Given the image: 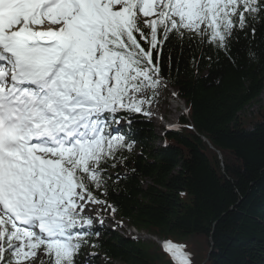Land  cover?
<instances>
[{"label": "snow or ice", "instance_id": "6c2138e0", "mask_svg": "<svg viewBox=\"0 0 264 264\" xmlns=\"http://www.w3.org/2000/svg\"><path fill=\"white\" fill-rule=\"evenodd\" d=\"M257 25L264 0H0V264H91L85 210L117 211L135 143L112 125L152 103L175 49L227 54ZM186 247L164 245L192 264Z\"/></svg>", "mask_w": 264, "mask_h": 264}, {"label": "trees", "instance_id": "16d2710c", "mask_svg": "<svg viewBox=\"0 0 264 264\" xmlns=\"http://www.w3.org/2000/svg\"><path fill=\"white\" fill-rule=\"evenodd\" d=\"M256 28L227 54L210 45L172 52L161 70L187 113L164 132V147L139 113L126 114L130 125L123 121L135 143L131 153L123 149L127 174L113 170L124 178L106 199L123 222L186 245L192 264H264V106L244 115L264 93V25ZM94 229L100 235L82 246L81 261L95 252L91 264H175L153 243Z\"/></svg>", "mask_w": 264, "mask_h": 264}, {"label": "rangeland", "instance_id": "374dc122", "mask_svg": "<svg viewBox=\"0 0 264 264\" xmlns=\"http://www.w3.org/2000/svg\"><path fill=\"white\" fill-rule=\"evenodd\" d=\"M163 85H164V83H162L161 88H159L157 90V95L153 99L152 103L150 105L149 104H145L143 106V109H142L141 112L143 113L144 111H146L147 113H151V114H157L158 113V116H159V123L158 124L163 123V120L161 118L162 117V113L166 114L167 119H171L172 121H175V120L179 121V119L181 117V114H182V111L180 109H178V107L182 106V103L180 104V102H178L176 97L172 95L173 91L176 93L177 90L171 88L172 91H170L168 89V86L164 87ZM262 106H264V93L261 96L260 104H255L254 106H251L250 108H248L244 115L247 118H253L254 116H256L259 113V109ZM122 126H123V124L120 123L116 127L122 129ZM108 130L110 131L111 129H108ZM158 134L161 135L160 132H158ZM105 209L106 208L103 207V205H101V204H92V205H89L88 208H86L84 214L87 215V216H90L92 219L94 218L93 219V225H100V221L103 220V226L108 228V229H112L111 228L112 224L115 221H118V219L116 218L115 215H113L112 213H110L108 210H105ZM106 219H108L109 221H105ZM124 230H122L120 232L122 236H123V231ZM151 235L152 234H149V235L146 234V237H145L144 240L145 241H147V240L148 241H153V242L156 241L155 242L156 244L161 243L159 240L152 239L154 237H151ZM147 237H150V239H146ZM98 259H99V262H103L104 261L103 258L99 257Z\"/></svg>", "mask_w": 264, "mask_h": 264}, {"label": "bare ground", "instance_id": "6f19581e", "mask_svg": "<svg viewBox=\"0 0 264 264\" xmlns=\"http://www.w3.org/2000/svg\"><path fill=\"white\" fill-rule=\"evenodd\" d=\"M174 98V97H173ZM175 100V99H174ZM156 112V111H155ZM146 232L143 231H139L138 229H134V228H125V230L123 231V236L124 237H130L132 239L135 240H144L146 237ZM149 235V234H147ZM146 239H150V237H147ZM154 240H158L157 238H152ZM145 241V240H144ZM148 241V240H147ZM156 242V241H155ZM161 242V241H160ZM161 243H159V245H161Z\"/></svg>", "mask_w": 264, "mask_h": 264}]
</instances>
